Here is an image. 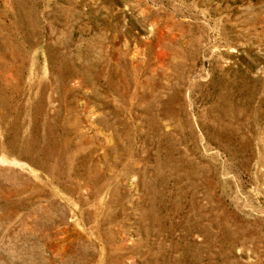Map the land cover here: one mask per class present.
<instances>
[{"label": "rangeland", "instance_id": "rangeland-1", "mask_svg": "<svg viewBox=\"0 0 264 264\" xmlns=\"http://www.w3.org/2000/svg\"><path fill=\"white\" fill-rule=\"evenodd\" d=\"M0 264H264V0H0Z\"/></svg>", "mask_w": 264, "mask_h": 264}]
</instances>
